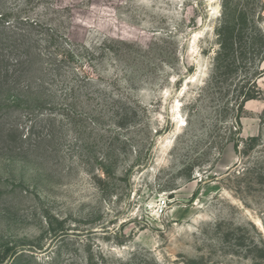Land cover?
<instances>
[{"label":"rangeland","instance_id":"rangeland-1","mask_svg":"<svg viewBox=\"0 0 264 264\" xmlns=\"http://www.w3.org/2000/svg\"><path fill=\"white\" fill-rule=\"evenodd\" d=\"M222 12L0 0V264H264V61L225 82Z\"/></svg>","mask_w":264,"mask_h":264},{"label":"trees","instance_id":"trees-1","mask_svg":"<svg viewBox=\"0 0 264 264\" xmlns=\"http://www.w3.org/2000/svg\"><path fill=\"white\" fill-rule=\"evenodd\" d=\"M249 2V0H247ZM242 3L241 0H222V16L219 26L217 28V35L219 38L220 48L215 60L216 69L221 71L225 82L233 81L235 73L239 66H243L248 61L259 60L264 61V31L257 24L260 23V16L264 12V0H260V4L249 5ZM251 3V2H250ZM257 8L259 10H257ZM259 18H256V15ZM249 25H252L256 32L249 35L247 30ZM251 55L252 57H249ZM263 71L260 68L254 69L247 84H243L238 92L236 110V122L238 124L237 137L229 139L227 143L235 144L236 151L240 147V143L244 140L241 137L242 123L241 114L244 110L246 102L257 99L261 96L258 79L263 76ZM228 113V110H225ZM264 121V118H263ZM263 134L258 136H251L249 140L259 142L258 145H264L262 142ZM248 149H245L247 152ZM261 158L258 159L257 166L251 170L253 178L257 179L259 183L264 184V149L261 151ZM229 170V169H228ZM57 237V236H56Z\"/></svg>","mask_w":264,"mask_h":264},{"label":"built area","instance_id":"built-area-1","mask_svg":"<svg viewBox=\"0 0 264 264\" xmlns=\"http://www.w3.org/2000/svg\"><path fill=\"white\" fill-rule=\"evenodd\" d=\"M165 205H166V201L162 200L159 204V210L161 213L164 212Z\"/></svg>","mask_w":264,"mask_h":264}]
</instances>
